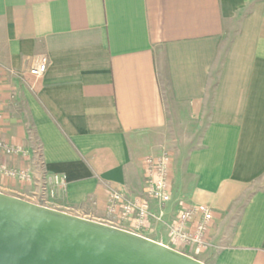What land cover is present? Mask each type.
<instances>
[{"label":"crops","instance_id":"obj_1","mask_svg":"<svg viewBox=\"0 0 264 264\" xmlns=\"http://www.w3.org/2000/svg\"><path fill=\"white\" fill-rule=\"evenodd\" d=\"M0 65L3 136L37 145L0 161L65 175L51 207L128 229L109 192L139 193L144 159L167 150L165 221L210 208L208 244L171 242L163 223L142 235L206 264H264V0H0ZM177 111L190 133L170 141ZM34 189L0 174L1 192Z\"/></svg>","mask_w":264,"mask_h":264},{"label":"water","instance_id":"obj_2","mask_svg":"<svg viewBox=\"0 0 264 264\" xmlns=\"http://www.w3.org/2000/svg\"><path fill=\"white\" fill-rule=\"evenodd\" d=\"M0 264H206L135 232L0 191Z\"/></svg>","mask_w":264,"mask_h":264},{"label":"built area","instance_id":"obj_3","mask_svg":"<svg viewBox=\"0 0 264 264\" xmlns=\"http://www.w3.org/2000/svg\"><path fill=\"white\" fill-rule=\"evenodd\" d=\"M48 65L49 58L43 55L30 73L42 76ZM2 82L3 72L0 65V153L26 158L37 155V147L11 144L3 136L5 105L1 96ZM172 163L173 157L169 153L146 157L142 190L133 196L126 191L111 190L107 212L119 223H125L128 228L126 230L142 235L151 230L154 224L163 223L167 226L171 242H184L204 249L208 244V229L214 216L210 208L184 206L171 221H165V207L172 200ZM0 174L35 185L31 199L49 207L52 206L58 190L65 189L67 185L65 175L48 171L42 160L38 159L37 162V157L31 165L25 167L10 166L0 161ZM154 203L159 205V210L153 208ZM198 212H201L202 218L195 222L194 217Z\"/></svg>","mask_w":264,"mask_h":264},{"label":"rangeland","instance_id":"obj_4","mask_svg":"<svg viewBox=\"0 0 264 264\" xmlns=\"http://www.w3.org/2000/svg\"><path fill=\"white\" fill-rule=\"evenodd\" d=\"M208 110L210 111V105H209ZM180 114H181L180 111H177L175 113V116L172 113L173 121L171 120L170 121L171 122L170 125L165 128L166 129L165 133L167 134L166 137H168V139H170V141H178V139H181L185 135L190 133L189 132L190 131L189 127H187V120L185 121L184 118L181 119L180 118ZM197 135H198V132L196 133L195 138H197ZM36 147H37V145H36ZM162 153H169L172 156V153L167 151V150H164ZM159 155H155V156H159ZM240 207H241V204L237 205L236 208L233 210V212L231 214V219H230L231 224H235L237 216H238V213H239V210H240Z\"/></svg>","mask_w":264,"mask_h":264}]
</instances>
